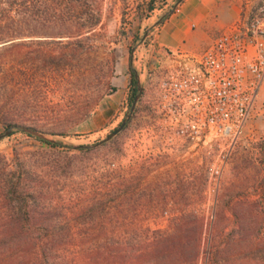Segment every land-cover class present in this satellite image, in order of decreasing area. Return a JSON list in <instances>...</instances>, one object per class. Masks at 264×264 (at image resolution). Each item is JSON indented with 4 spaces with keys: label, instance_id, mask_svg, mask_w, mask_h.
Masks as SVG:
<instances>
[{
    "label": "rangeland",
    "instance_id": "rangeland-1",
    "mask_svg": "<svg viewBox=\"0 0 264 264\" xmlns=\"http://www.w3.org/2000/svg\"><path fill=\"white\" fill-rule=\"evenodd\" d=\"M94 1L102 26L73 62L76 72L45 82L47 89L42 78L25 83L28 97L45 92L31 100L47 104V115L13 114L22 121L18 125L35 128L60 145L52 147L18 130L6 135L0 126V236L22 227L35 240L49 228L39 219L53 211L56 228L75 234L72 242L68 238L58 245L59 261L264 264V87L227 162V146L220 143L210 153L193 152L175 141L169 146L160 135L154 86L146 85L132 64L133 50L154 27L139 37L127 0ZM60 41L68 43L47 39L46 45L35 42L27 52L32 58L41 50L61 52ZM125 55L143 95L126 129L100 145L130 114L129 101L109 112L103 109L115 90H123L117 66ZM9 59L3 63L13 61ZM93 99L100 101L90 118L77 124L65 120L70 109ZM211 163L222 167L221 178L210 176ZM12 184L19 189L14 197L8 194ZM20 201L26 203L19 206ZM22 214L29 223L19 222ZM1 246L8 256V247Z\"/></svg>",
    "mask_w": 264,
    "mask_h": 264
},
{
    "label": "built area",
    "instance_id": "built-area-1",
    "mask_svg": "<svg viewBox=\"0 0 264 264\" xmlns=\"http://www.w3.org/2000/svg\"><path fill=\"white\" fill-rule=\"evenodd\" d=\"M156 29L133 50L132 64L141 80L154 86L161 137L169 146L175 141L193 152L210 153L220 143L227 146V162L264 87V0L200 54L161 48L166 65L157 58ZM207 168L211 177L221 178L220 165Z\"/></svg>",
    "mask_w": 264,
    "mask_h": 264
},
{
    "label": "trees",
    "instance_id": "trees-1",
    "mask_svg": "<svg viewBox=\"0 0 264 264\" xmlns=\"http://www.w3.org/2000/svg\"><path fill=\"white\" fill-rule=\"evenodd\" d=\"M154 2L155 0L148 2V12L154 10ZM96 6L94 0H0L1 127L8 131L18 123L20 124L22 121L19 120L21 119L13 117L16 112L21 116V113L30 111L33 118L47 115V104L31 100V97L37 98L46 95L45 92H41L36 97L34 94L28 97L25 83L32 84L37 79L42 78L44 88L47 89L45 82L55 83L59 79H63L65 74L76 72L73 71L75 64L73 62L79 61V53L84 50L86 43L92 41L96 36L97 29L102 26V16ZM169 16L170 13H167L162 21H165ZM33 39H39V41H33ZM47 39H65L68 40V43L59 42L64 45L61 52L55 49L47 52L46 49L37 51L38 56L36 54V57H30L31 54L27 52L30 46L34 45L35 42L40 46L46 45ZM7 57L13 61L3 63ZM47 72L51 74L48 75ZM55 74H57V77H55ZM128 74L131 87L128 101L131 110L134 99L138 94L136 71L132 68V65L129 67ZM47 77H49L48 80ZM99 101V99H93L90 103L80 105L76 109H70L71 114L66 116L65 120L67 122L74 120V123L77 124L90 118ZM39 141L52 147L60 145L59 143ZM82 149L84 148L82 147ZM18 191L17 185L12 184L9 187L8 194L14 197ZM24 203L26 201L18 202L19 206H23ZM6 206L11 207V205ZM17 219L19 222L29 223V220L23 214ZM56 219L57 217H55L53 211H49L46 220L40 218L39 222H47L49 228L47 232L35 235V240L24 233L22 227L19 230L10 232L11 234L7 233V236L2 234L0 242L8 247V256H5L4 251H2L6 247L1 246L0 249H3L0 250V264H80L77 260L67 261L63 259L59 261V258L62 257L59 256L60 247L58 245L68 238L72 242L75 234L72 233L71 229H65V232L62 229H57L58 222ZM14 222L17 225L21 223ZM15 240H19L18 243L9 246ZM22 242L25 243L22 244ZM30 243L32 245L26 248V250H29L27 253L25 247ZM22 245L26 246L22 247Z\"/></svg>",
    "mask_w": 264,
    "mask_h": 264
},
{
    "label": "crops",
    "instance_id": "crops-1",
    "mask_svg": "<svg viewBox=\"0 0 264 264\" xmlns=\"http://www.w3.org/2000/svg\"><path fill=\"white\" fill-rule=\"evenodd\" d=\"M127 1V11L132 10L134 13L133 26L137 27L139 37L158 25L155 32L157 49H160L157 58L166 65L169 59L161 48L200 54L219 36L246 21L259 0H183L181 3H178L179 0H163V6L161 0H155L152 12L147 11L150 0ZM167 13H170V16L162 21ZM123 57L117 66V74L123 79V90L119 87L109 101L103 102L105 112H109L115 104L128 101L131 89L128 74L130 56Z\"/></svg>",
    "mask_w": 264,
    "mask_h": 264
},
{
    "label": "water",
    "instance_id": "water-1",
    "mask_svg": "<svg viewBox=\"0 0 264 264\" xmlns=\"http://www.w3.org/2000/svg\"><path fill=\"white\" fill-rule=\"evenodd\" d=\"M183 0H179L178 3H181ZM136 81H137V89H138V94L136 95L135 99H134V102H133V105H132V108L130 110V114L127 116V118L122 122V124L118 127V129H116L115 131L112 132V134L104 141H102L100 143L101 144H104V143H108L110 142L111 140H113L114 138H116L119 134H121V132L125 129L127 123L132 119V116L137 108V105L143 95V88L141 87L140 83H139V80H138V76H136ZM14 130H18V131H21L29 136H32V137H36L42 141H46V142H49V143H53V141L49 140L45 135L44 133L38 131L37 129L35 128H32V127H28V126H23V125H16L14 127H12L11 129H9L6 133V135H9L10 133H12V131ZM1 138V137H0ZM79 148H82V147H79Z\"/></svg>",
    "mask_w": 264,
    "mask_h": 264
}]
</instances>
